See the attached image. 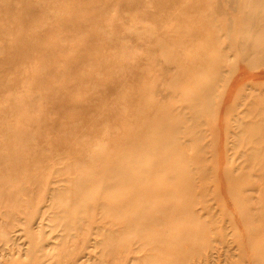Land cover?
<instances>
[{"label": "rangeland", "instance_id": "rangeland-1", "mask_svg": "<svg viewBox=\"0 0 264 264\" xmlns=\"http://www.w3.org/2000/svg\"><path fill=\"white\" fill-rule=\"evenodd\" d=\"M0 264H264V0H0Z\"/></svg>", "mask_w": 264, "mask_h": 264}, {"label": "bare ground", "instance_id": "bare-ground-1", "mask_svg": "<svg viewBox=\"0 0 264 264\" xmlns=\"http://www.w3.org/2000/svg\"><path fill=\"white\" fill-rule=\"evenodd\" d=\"M229 102V101H228ZM226 104V103H225ZM224 106V105H223ZM260 155V154H259Z\"/></svg>", "mask_w": 264, "mask_h": 264}]
</instances>
